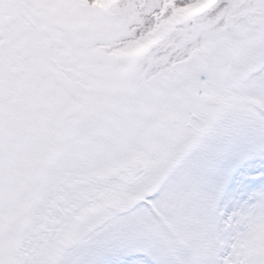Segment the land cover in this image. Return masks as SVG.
<instances>
[{"label":"snow or ice","instance_id":"1","mask_svg":"<svg viewBox=\"0 0 264 264\" xmlns=\"http://www.w3.org/2000/svg\"><path fill=\"white\" fill-rule=\"evenodd\" d=\"M0 264H264V0H0Z\"/></svg>","mask_w":264,"mask_h":264}]
</instances>
